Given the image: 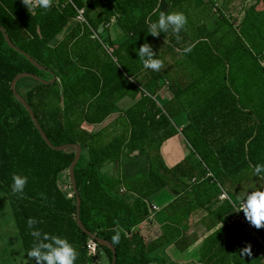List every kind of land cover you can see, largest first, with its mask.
<instances>
[{
    "label": "trees",
    "instance_id": "obj_1",
    "mask_svg": "<svg viewBox=\"0 0 264 264\" xmlns=\"http://www.w3.org/2000/svg\"><path fill=\"white\" fill-rule=\"evenodd\" d=\"M198 1L57 0L44 9L36 0L29 9L22 0H0V27L44 68L9 48L0 32V192L8 197L27 264H34L26 256L34 243L28 218L37 221L34 229L66 238L78 253L75 264L97 263L87 253L90 239L76 226L77 198L79 221L113 246L114 264H177L168 250L195 254L180 263L261 264L264 225L256 228L241 212L252 237L227 222L240 198L264 185L250 167L264 164V0ZM78 9L85 23L64 34ZM160 11L182 12L183 29L148 34L146 20L155 21ZM111 24L121 31L119 41L107 35ZM96 32L105 38H92ZM144 42L162 62L156 72L133 52ZM23 73L55 78L49 84L22 78L15 90L52 146L81 147L70 197L58 182L75 150L57 152L43 142L10 91ZM123 99L131 104L119 108ZM178 135L188 154L168 166L161 147ZM139 157L145 170L129 174ZM107 165L118 175H107ZM14 173L27 177L22 195L11 192ZM221 191L229 201L218 200ZM162 192L168 200L151 211ZM117 231L119 242L112 244ZM99 250L111 264V251L97 244L96 258Z\"/></svg>",
    "mask_w": 264,
    "mask_h": 264
},
{
    "label": "clouds",
    "instance_id": "obj_2",
    "mask_svg": "<svg viewBox=\"0 0 264 264\" xmlns=\"http://www.w3.org/2000/svg\"><path fill=\"white\" fill-rule=\"evenodd\" d=\"M41 8L47 9L49 0H38ZM26 5V0H23ZM156 12V9L153 10ZM147 31L152 37L158 34L166 33L171 30L172 33H179L186 24V17L182 12H164L160 11L155 21H147ZM189 49H185L187 52ZM135 56L139 58L144 69H150L156 72L161 69L162 62L155 57L152 46L147 43H141L139 48H133ZM252 176L264 178V164L257 163L255 166H250ZM10 185L13 194H23L24 186L27 183V177L24 175L13 174ZM237 211H242L246 221L256 228L264 225V185H257L251 191H247L240 198V204ZM27 227L32 229L29 235L34 238L32 247L27 251L26 256L33 261L34 264H40L41 261L45 264H75L77 259V251L68 242L66 238L42 233L39 229H34L33 226L37 221L33 218H28ZM120 232L117 231L112 237V244L119 242ZM247 248L242 249V253Z\"/></svg>",
    "mask_w": 264,
    "mask_h": 264
},
{
    "label": "rangeland",
    "instance_id": "obj_3",
    "mask_svg": "<svg viewBox=\"0 0 264 264\" xmlns=\"http://www.w3.org/2000/svg\"><path fill=\"white\" fill-rule=\"evenodd\" d=\"M219 0L218 2H220ZM252 2L253 0H246L243 5H247V2ZM200 2L198 0H195V5L199 6ZM161 9L165 8L163 4L160 5ZM264 28V26H263ZM109 31L107 35L109 36L110 41L116 42L119 41L122 38L121 31L118 29V27L115 24H111L108 28ZM100 38H105L106 34L102 33L99 35ZM106 42V41H105ZM107 43V42H106ZM107 47V45L105 46ZM108 54H110V49L107 48L106 50ZM264 65V63H262ZM124 101L118 102V106H124L127 102H129L127 99H123ZM125 103V104H124ZM129 105V104H128ZM127 106V105H126ZM115 115H112L108 117L105 122L110 121ZM101 125L96 126H90L85 124L87 130H94L98 129ZM178 141L173 140L169 142L164 150L165 160L168 164V166H173L176 164L182 157H185L188 154V150L183 143V140L181 136H177ZM174 142V143H173ZM179 142V145L181 146V152L176 150L174 148V145ZM177 145V144H176ZM162 148V147H161ZM174 148V149H173ZM137 170H142L144 167H146V163L144 159L139 158L137 160ZM136 170V171H137ZM59 188L61 191L68 197L71 196L72 190L70 188L69 179H68V172L61 174L59 177L58 182ZM168 200V193L162 192L161 194H157L154 196L151 200L154 206L160 207L162 204H164ZM169 259L174 261L177 264H195V262H177V259L179 260H189V259H195V254L187 253H179L175 250H168ZM98 258H96V262H91V264H107L105 257L103 254H101L99 250ZM0 264H27L26 257L24 254V251L21 246V242L19 239L18 232L15 227V223L12 217V211L9 206L8 197L6 194L0 192ZM261 264H264V259H262Z\"/></svg>",
    "mask_w": 264,
    "mask_h": 264
},
{
    "label": "water",
    "instance_id": "obj_4",
    "mask_svg": "<svg viewBox=\"0 0 264 264\" xmlns=\"http://www.w3.org/2000/svg\"><path fill=\"white\" fill-rule=\"evenodd\" d=\"M0 32L3 36V39L6 43V45L13 49V50H16L17 52H19L22 56H24L32 66H34L35 68H37L38 70L40 71H44V68H42L41 66H39L35 61H33L28 55H26L25 53L19 51L17 48H15L13 46V44L10 42L8 36L6 35V33L4 32V30L0 27ZM22 78H29V79H32V80H35L39 83H42V84H49V83H52L54 81V77H52V79L48 82V81H44V80H41L31 74H26V73H23V74H19L17 75L11 82L10 84V91L12 93V95L14 96V98L24 107V109L26 110L34 128L37 130L38 134L40 135L41 139L43 140V142L46 144V146H48L51 150H54V151H57V152H61V151H64V150H67V149H74L75 150V155H74V158L69 166V169H68V179H69V184H70V188L71 190L73 191V193H76V186H75V180H74V174H73V170H74V167L76 165V163L78 162L79 158H80V155H81V147L79 145H63V146H59V147H54L52 146L46 135L43 133L42 129L40 128L35 116L33 115V112L31 111V109L29 108V106L26 104V102L23 100V98L17 94L16 90H15V84L18 80L22 79ZM79 199L77 198L76 199V214H75V221H76V226L79 228V230L88 236V238L94 242H96L98 245L100 246H104V247H107L110 251H111V254H112V263L111 264H114V261H115V249L113 248V246L111 244H109L108 242L104 241V240H101V239H96L94 238L93 235H91L90 233H88L85 228L82 226L81 222L79 221Z\"/></svg>",
    "mask_w": 264,
    "mask_h": 264
},
{
    "label": "built area",
    "instance_id": "obj_5",
    "mask_svg": "<svg viewBox=\"0 0 264 264\" xmlns=\"http://www.w3.org/2000/svg\"><path fill=\"white\" fill-rule=\"evenodd\" d=\"M23 1V0H22ZM36 4V0H26V7L29 9H32L33 6ZM77 15L75 17V21L78 22L79 24H83L85 23L84 17H83V10L82 9H78L76 10ZM99 32V31H98ZM99 33H93L92 38H96L99 36ZM105 49L107 50V48L105 47ZM124 190L121 189L120 192L122 193ZM219 201H229L228 196L226 195L225 192L221 191V194L218 197ZM235 208V216L232 217L230 220H228L227 225H231L234 223H238L240 224L242 231L249 234L250 236H255L253 230L251 229V227L249 226V224L245 221L243 215H242V211H237V207ZM157 207L154 205H151V211H157ZM86 249H87V253L89 256L93 257L94 259H96V253H97V243L89 240L86 244Z\"/></svg>",
    "mask_w": 264,
    "mask_h": 264
},
{
    "label": "crops",
    "instance_id": "obj_6",
    "mask_svg": "<svg viewBox=\"0 0 264 264\" xmlns=\"http://www.w3.org/2000/svg\"><path fill=\"white\" fill-rule=\"evenodd\" d=\"M56 1L57 0H49V6L48 7H51V6H54L55 5V3H56ZM76 21L75 20H72V21H70L69 23H68V25L65 27V29H63V33L65 34V33H67L69 30H70V28L74 25V23H75ZM263 65V64H262ZM264 66V65H263ZM129 102H127L124 106H118L119 108H126L127 106H129L130 104H131V102H130V100L129 99H127ZM124 100H122L121 102H123ZM129 104V105H128ZM119 105V104H118ZM127 105V106H126ZM83 128L84 129H87L86 128V126H85V124H83ZM176 139V141H178V138L177 137H175V138H173V139H170L167 143H165L163 146H162V148H161V154H162V157H163V159H164V161H165V163L167 164V162H166V160H165V155H164V150H165V148H166V146L165 145H167L169 142H171V141H173V140H175ZM174 143V142H173ZM177 144V145H176ZM175 145H174V148H175V151L176 150H178V151H180L181 152V146L179 145V142H177ZM173 148V149H174ZM139 158H142V157H139ZM138 158V159H139ZM183 158V157H182ZM181 158V159H182ZM137 159V160H138ZM180 159V160H181ZM179 160V161H180ZM178 161V162H179ZM177 162V163H178ZM168 165V164H167ZM137 167H138V164H137V162H136V166H134V167H131L129 170V174H133V173H140V172H142V171H144L145 170V167L142 169V170H137ZM137 170V171H136ZM104 171L106 172V174L107 175H109L110 177H113V176H116V175H118V173L117 172H115L116 171V168H114L112 165H107V166H105L104 167ZM263 259H264V257H263Z\"/></svg>",
    "mask_w": 264,
    "mask_h": 264
}]
</instances>
